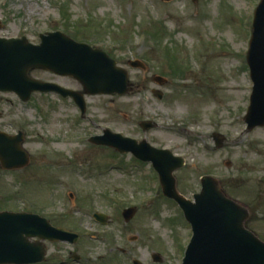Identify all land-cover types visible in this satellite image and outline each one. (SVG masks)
I'll list each match as a JSON object with an SVG mask.
<instances>
[{
  "label": "rangeland",
  "instance_id": "374dc122",
  "mask_svg": "<svg viewBox=\"0 0 264 264\" xmlns=\"http://www.w3.org/2000/svg\"><path fill=\"white\" fill-rule=\"evenodd\" d=\"M260 1L0 0V35L39 43L43 33L64 32L108 52L131 83L125 95L85 94V114L57 93L3 107L0 123L25 132L30 162L18 171L28 176L23 184H0V209H27L81 235L76 244L46 240L47 260L39 264L183 263L193 234L183 210L164 195L150 162L89 140L106 128L185 158L174 175L191 200L203 176L217 177L264 239V126L249 131L246 123L253 87L247 56ZM32 75L84 93L73 77ZM144 121L156 124L145 130ZM214 134L224 137L222 146ZM12 194L19 199L8 200ZM130 207L137 212L127 221ZM96 212L109 216L107 224Z\"/></svg>",
  "mask_w": 264,
  "mask_h": 264
},
{
  "label": "water",
  "instance_id": "95a60500",
  "mask_svg": "<svg viewBox=\"0 0 264 264\" xmlns=\"http://www.w3.org/2000/svg\"><path fill=\"white\" fill-rule=\"evenodd\" d=\"M40 44L31 43L27 37L0 38V89L15 90L24 99L34 91H55L63 96H72L86 111L84 93L44 82L31 76L35 69H45L79 80L88 94H126L131 83L129 72L117 65V61L102 49L74 40L57 31L41 35ZM248 63L255 83L251 106L246 116L248 130L264 126V0L255 12L253 34L248 54ZM133 67L145 68L140 60L131 61ZM156 80L165 79L157 76ZM159 98L162 94L157 92ZM143 122L145 130L153 127ZM223 137L215 135L217 146H222ZM91 142L107 145L120 153L132 152L137 158L152 162L160 175L164 194L179 203L187 220L192 224L193 237L186 250L183 264H264V241L247 222L249 209L231 198L209 175L202 178V190L194 195L195 202L183 196L174 176L175 170L185 164L183 157L175 156L169 149H160L146 139L138 141L105 129L104 135L91 138ZM5 143V144H3ZM23 135L11 139L0 137V157L6 167H21L28 163L29 156L22 147ZM137 209L128 208L124 217L128 221ZM103 224L108 216L95 214ZM38 237L40 240L31 241ZM78 242L80 235L71 230L55 227L51 222L34 213L0 212V264H34L44 261L47 246L43 240ZM155 261H162L157 254ZM136 264H140L139 261Z\"/></svg>",
  "mask_w": 264,
  "mask_h": 264
},
{
  "label": "flooded vegetation",
  "instance_id": "af4514ba",
  "mask_svg": "<svg viewBox=\"0 0 264 264\" xmlns=\"http://www.w3.org/2000/svg\"><path fill=\"white\" fill-rule=\"evenodd\" d=\"M1 27H2V24H1ZM0 36H2V35H0ZM18 99L21 102H23L24 104H28L31 102V100L28 102L21 100L15 91H1L0 90V116L2 115L1 111L3 110V107L5 108V106H6L7 110L10 109L13 105L16 104L15 102H17ZM11 114H12V111H10V110H9V112L7 111V115L9 117V119L7 121L8 124L13 123ZM15 123H16V121H15ZM7 126H9V125H7L6 123L5 124L0 123V135H1V133H4L7 136H10V135L14 136L17 134V131L12 132L9 129H7ZM4 150H7V147H5ZM18 171H19V169H10V168L4 167L3 161L0 157V184H4L3 186H8L9 184H11V185L15 184L16 185L17 183L23 184L25 182L26 177L28 178V176L21 175L18 173ZM26 181H28V180H26ZM6 196H8L7 197L8 200L9 199H13V200L19 199L18 195H16V194H12L10 196L6 195ZM4 209H9V210H14V211L19 210L16 208H3L0 210H4ZM23 210H27V209H23Z\"/></svg>",
  "mask_w": 264,
  "mask_h": 264
}]
</instances>
